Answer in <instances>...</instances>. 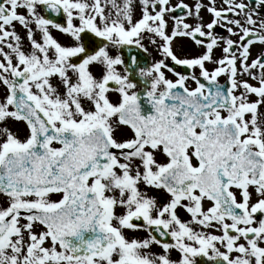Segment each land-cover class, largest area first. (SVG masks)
Wrapping results in <instances>:
<instances>
[{
	"label": "snow or ice",
	"instance_id": "6c2138e0",
	"mask_svg": "<svg viewBox=\"0 0 264 264\" xmlns=\"http://www.w3.org/2000/svg\"><path fill=\"white\" fill-rule=\"evenodd\" d=\"M202 262L264 264V0H0V264Z\"/></svg>",
	"mask_w": 264,
	"mask_h": 264
},
{
	"label": "flooded vegetation",
	"instance_id": "af4514ba",
	"mask_svg": "<svg viewBox=\"0 0 264 264\" xmlns=\"http://www.w3.org/2000/svg\"><path fill=\"white\" fill-rule=\"evenodd\" d=\"M186 2H188V3L192 4V3H194V2H195V0H186ZM206 18H207V15H206ZM174 254H175V253H173V256H174ZM175 255H176V254H175Z\"/></svg>",
	"mask_w": 264,
	"mask_h": 264
},
{
	"label": "rangeland",
	"instance_id": "374dc122",
	"mask_svg": "<svg viewBox=\"0 0 264 264\" xmlns=\"http://www.w3.org/2000/svg\"><path fill=\"white\" fill-rule=\"evenodd\" d=\"M183 215V214H182ZM174 258H175V254H174Z\"/></svg>",
	"mask_w": 264,
	"mask_h": 264
}]
</instances>
